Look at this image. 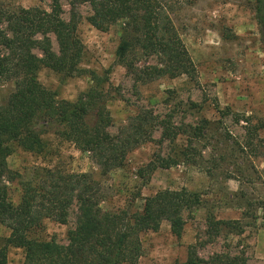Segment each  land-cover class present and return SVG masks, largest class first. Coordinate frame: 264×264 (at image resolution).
<instances>
[{
    "label": "rangeland",
    "instance_id": "374dc122",
    "mask_svg": "<svg viewBox=\"0 0 264 264\" xmlns=\"http://www.w3.org/2000/svg\"><path fill=\"white\" fill-rule=\"evenodd\" d=\"M6 1L27 9L49 11L51 6V0ZM70 2H62L66 21L70 19ZM168 2L194 63L192 77L136 84L125 68L116 65L121 27L102 32L91 26L87 21L92 14L89 5L78 8V36L85 47L81 68L87 74L66 77L42 68L38 76L60 100L76 102L95 85L91 73L104 76L112 69L109 82L102 86L112 119L109 132L116 136L124 127L135 125L139 114L150 112L158 120L155 126H147L150 142L131 151L124 165L110 172L52 133L44 137L47 151L42 155L15 146L8 159L15 174L7 183L9 198L14 205L20 204L22 182L36 177V169L90 175L100 186V207L106 212L142 210L145 199L161 191L185 189L197 193L202 205L184 213L181 238L172 234L166 221L159 231L141 234V264L185 262L191 246H197L199 256L206 260L216 253H230L246 256L248 264H264V143L260 142L264 138V35L256 20L255 0ZM53 49L59 51L54 38ZM14 90V83L0 82V105L8 103ZM169 120L173 130L181 133L174 142L162 140L163 125ZM159 157L174 159L178 165L141 179L139 171ZM76 213L75 205L66 225L44 220L32 238L67 244ZM211 216L230 221L231 229L210 236ZM10 234L0 224V249ZM24 260L23 250L9 249V264H24Z\"/></svg>",
    "mask_w": 264,
    "mask_h": 264
},
{
    "label": "trees",
    "instance_id": "16d2710c",
    "mask_svg": "<svg viewBox=\"0 0 264 264\" xmlns=\"http://www.w3.org/2000/svg\"><path fill=\"white\" fill-rule=\"evenodd\" d=\"M63 1L51 0L48 11L0 0V82L15 85L8 103L0 105V224L11 232L0 249V264H9L12 248L24 251V264H141L140 235L159 231L166 221L172 234L181 238L184 213L202 205L197 193L161 191L145 199L142 210L106 212L100 207V186L90 175L36 169V177L22 182L23 195L16 206L9 198L7 183L15 174L8 159L15 146L44 154V137L52 133L110 172L121 168L131 151L151 140L147 126H155L158 120L150 112L139 114L135 125L124 127L116 136L109 132L112 119L102 86L109 82L112 69L104 76L91 73L95 85L76 102L60 100L57 92L40 83L42 68L66 77L87 74L81 68L85 47L78 36L80 6H90L87 21L97 30L121 27L116 65L125 68L136 84L192 77L194 63L174 24L168 0H71L69 21L63 17ZM255 5L264 35V0H255ZM53 38L58 52L53 49ZM163 126V141L174 142L181 134L180 129L173 130L170 120ZM176 165L174 159L159 157L140 170L139 177L145 180L158 169ZM75 205L76 225L68 232L67 244L32 238L46 219L66 225ZM208 224L210 236H220L232 225L214 216ZM176 264H248V259L242 254L216 253L206 260L199 256L197 246H191L187 260Z\"/></svg>",
    "mask_w": 264,
    "mask_h": 264
}]
</instances>
